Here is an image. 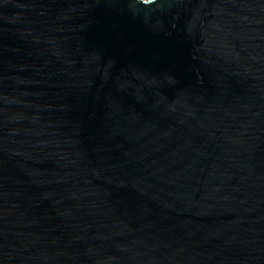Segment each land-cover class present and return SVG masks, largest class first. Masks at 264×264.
Segmentation results:
<instances>
[{"label": "water", "instance_id": "1", "mask_svg": "<svg viewBox=\"0 0 264 264\" xmlns=\"http://www.w3.org/2000/svg\"><path fill=\"white\" fill-rule=\"evenodd\" d=\"M0 264H264V0H0Z\"/></svg>", "mask_w": 264, "mask_h": 264}]
</instances>
